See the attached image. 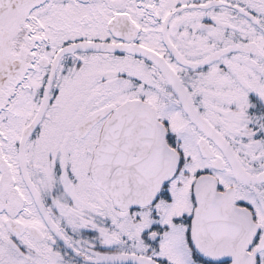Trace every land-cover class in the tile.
I'll return each instance as SVG.
<instances>
[{
  "label": "snow or ice",
  "instance_id": "6c2138e0",
  "mask_svg": "<svg viewBox=\"0 0 264 264\" xmlns=\"http://www.w3.org/2000/svg\"><path fill=\"white\" fill-rule=\"evenodd\" d=\"M0 264H264V0H0Z\"/></svg>",
  "mask_w": 264,
  "mask_h": 264
}]
</instances>
